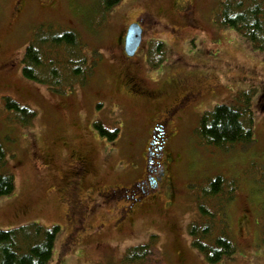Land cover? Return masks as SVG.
Instances as JSON below:
<instances>
[{"label":"rangeland","instance_id":"obj_1","mask_svg":"<svg viewBox=\"0 0 264 264\" xmlns=\"http://www.w3.org/2000/svg\"><path fill=\"white\" fill-rule=\"evenodd\" d=\"M17 1L0 0V143L7 154L0 174L12 175L15 183L14 193L0 198V230L34 223L60 227L49 264H121L130 248L147 244H152L153 255L145 264H207L193 247L189 228L207 222L198 206L205 199L204 189L222 176L236 187L225 210L237 251L219 264H264V53L219 25L220 0H191L192 24L180 16L183 11L175 12L172 0H125L110 12L101 10L99 0H52L48 8L25 0L19 9ZM146 12L160 22L147 26L138 53L128 60L117 38ZM41 26L78 34L87 68H93L84 83L58 92L22 76L26 47ZM156 42L164 45L161 56L152 52ZM127 70L153 91L167 90L182 75L199 74L208 91L177 113L168 127L169 134L175 133L164 148L170 156L165 170L174 184L172 198L160 189L149 193L138 203L147 213H140L132 226L125 221L119 232L114 225L127 214L130 198L121 190L104 197L97 191L117 185L128 189L144 181V153L159 108L157 102L132 99L143 96L119 91ZM7 97L34 110L37 116L30 125L6 111ZM168 100L163 103L171 104ZM223 104L252 113L255 142L250 148L237 145L222 151L199 143L195 130L201 115ZM97 122L111 132L118 130V138H102L94 127ZM76 152L93 156L91 173L82 191L69 197L83 200L90 189L96 194L86 206L94 208L83 209V230L73 237L75 245L65 251L76 219H71L60 190L74 170ZM222 200L208 201V209L218 211ZM219 217L214 220L215 236L223 227Z\"/></svg>","mask_w":264,"mask_h":264},{"label":"trees","instance_id":"obj_2","mask_svg":"<svg viewBox=\"0 0 264 264\" xmlns=\"http://www.w3.org/2000/svg\"><path fill=\"white\" fill-rule=\"evenodd\" d=\"M101 10L110 12L125 0H99ZM217 22L223 28L239 33L254 48L264 53V0H220V11ZM78 34L73 30H61L41 26L37 29L33 42L26 47L22 59V76L54 91L61 92L66 88L72 89L77 82H82L91 75L93 68H87V59L81 53ZM153 53L163 55L164 45L154 43ZM162 63V59L159 60ZM154 68L158 67L155 63ZM6 111L13 113L19 122L28 126L37 114L34 110L20 105L14 99H4ZM232 104V103H231ZM198 128L195 130L199 143L205 147L217 148L222 151L237 145L250 148L254 140V118L246 107L234 105H217L212 111L201 115ZM96 131L102 138L114 142L119 131L107 130L101 123L94 124ZM159 141L155 145L156 156L164 151L166 135L162 128L158 131ZM166 151V150H165ZM6 151L0 143V165L5 164ZM166 162V161H165ZM165 163L161 162L154 168L152 177L162 186L166 185L169 177L162 176L160 169ZM15 191L12 175L0 174V198L11 196ZM126 198L134 203H139L154 189L146 188L143 183L136 184L131 194L126 193ZM236 187L224 177L214 178L204 189L205 199L198 206L199 211L207 219L204 224L193 223L189 234L193 238V247L198 250L207 264H219L236 255V246L228 235V217L225 210L227 205L235 198ZM134 197V198H133ZM222 197L219 209L216 212L208 209L207 202ZM133 198V199H131ZM223 202V203H222ZM80 207H77V209ZM128 209V208H127ZM79 210V209H78ZM127 211V210H126ZM218 215L223 217V227L219 235H214L215 221ZM73 224L71 236L66 241L65 251L71 250L75 245L77 230H83L77 217ZM78 216V215H77ZM124 217L122 214L121 219ZM74 220V219H73ZM60 227L51 229L39 224L20 226L9 231L0 230V264H49L53 258V249ZM213 235L215 238H212ZM153 255L152 244L140 245L130 248L121 260V264H145Z\"/></svg>","mask_w":264,"mask_h":264},{"label":"flooded vegetation","instance_id":"obj_3","mask_svg":"<svg viewBox=\"0 0 264 264\" xmlns=\"http://www.w3.org/2000/svg\"><path fill=\"white\" fill-rule=\"evenodd\" d=\"M25 0H18L16 3V6L20 7L21 3H23ZM172 6L175 10V12L183 11L180 15L185 23H195L194 22V16L192 12V1L191 0H172ZM38 3H41L43 7L48 8V6H51L52 0H37ZM188 4L185 9H181L182 5ZM141 19L136 18L132 23H129V25L126 27L125 31L121 34H119V37L117 38V46H122L124 48L123 41L126 37L128 28L130 25L133 23L140 22L142 29H143V39L145 36V32L147 29V26H154L159 23L160 20L156 18L155 16L151 15L150 13H142L140 15ZM143 44V41H142ZM128 57H126L127 59ZM135 58V57H134ZM128 59V60H133ZM200 75L199 74H191L188 73L186 75L180 76L179 79H177L171 86L168 87L167 90L163 91H153L145 87V83L138 78L137 74L133 70H127L125 73H123L121 77V85L119 87V91H123V94L125 95H136V96H143V98H138V97H133V100H139V101H153L157 102V106L159 105V108L156 110V116L153 117V123L152 127L150 129V137H149V143L147 145V148L145 149L146 152L144 153V158H145V163L146 167L148 164V159L147 155L150 157V166H149V172L146 171L144 181L140 182L143 183L146 188L149 190L151 188L155 190L160 189L162 194L166 196L167 199L172 198L174 194V184L173 182L169 179L168 183L166 185H159L156 180L152 177V173L154 171V168H156L157 165H159L161 162H164L165 165H167L168 159H170V156L166 154V151L161 153L160 156H156V153L154 152V146L157 144L159 141V127L162 128L164 135H166V141L164 148H166V143L167 141L172 137L173 132L169 134L168 127H170L173 122L175 121V116L179 112L187 111L189 107L193 105V103L197 102L199 99L203 97V93L208 91V88L203 86L202 81H200ZM169 98L168 101H171V104L163 103ZM144 99V100H143ZM172 99V100H171ZM160 102L158 103V101ZM169 103V102H168ZM163 104V106H161ZM167 104V105H166ZM161 107V108H160ZM73 157L75 158V166L74 170L72 171V174L70 177H68L64 182V188L60 190L61 197L62 199L66 200L68 202V211L71 212L72 215H75L74 217H77V221L81 222L80 219H82V214L85 212L83 209H87L86 212H89L91 208H94L92 205L91 207H86L89 206L88 202H91L93 194H96L90 190H88L85 199L79 200L75 197H69L72 195H75V193L79 190H81L82 185L84 184V179L86 178L88 172L91 173L90 167L92 163L93 156H90V153H82V152H76L73 153ZM164 155V158H163ZM166 161V162H165ZM165 165L162 166L161 169L165 168ZM168 167V166H167ZM72 168V167H71ZM66 177V176H65ZM139 183V184H140ZM136 185L133 184L128 189H123L121 185L117 186H112V187H107V188H99L98 189V195L101 197H104L105 192L108 193H115L119 190L123 192V190H126V193L131 194L132 191H134V187ZM82 191V190H81ZM155 196V195H154ZM134 198V197H133ZM131 198V199H133ZM76 204V205H75ZM92 204V202H91ZM127 208L129 209L127 211V214L124 215V217L121 219V215L119 219L116 221V224L114 225L116 229L121 232L123 229L120 227L122 226L125 221H128L131 226L133 225L135 219H137V216L140 215V213H147V208H141L138 209V203H134L131 200H129L127 203ZM74 205V207L72 206ZM97 205V202L96 204ZM169 205V203H167ZM77 207H80L77 209ZM82 210V211H81ZM89 210V211H88ZM78 215V216H77ZM126 216V218H125ZM73 216H71V219ZM70 219V221H71ZM84 219V218H83ZM73 227V226H72Z\"/></svg>","mask_w":264,"mask_h":264},{"label":"water","instance_id":"obj_4","mask_svg":"<svg viewBox=\"0 0 264 264\" xmlns=\"http://www.w3.org/2000/svg\"><path fill=\"white\" fill-rule=\"evenodd\" d=\"M143 29L140 24V22L133 23L129 26L126 37L123 41L124 44V54L128 59H132L136 56L138 53V50L140 49L143 41ZM148 161L147 166V172H149V166H150V157L149 155L146 156ZM160 172L162 173V176H165L167 171L165 168L161 169Z\"/></svg>","mask_w":264,"mask_h":264}]
</instances>
